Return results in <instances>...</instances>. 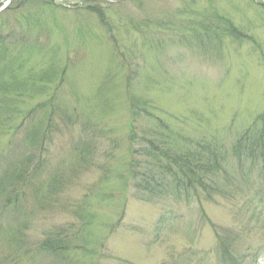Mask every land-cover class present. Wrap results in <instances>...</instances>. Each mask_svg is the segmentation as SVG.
Segmentation results:
<instances>
[{
  "label": "rangeland",
  "instance_id": "rangeland-1",
  "mask_svg": "<svg viewBox=\"0 0 264 264\" xmlns=\"http://www.w3.org/2000/svg\"><path fill=\"white\" fill-rule=\"evenodd\" d=\"M8 8L0 7V53L8 50L3 59L24 87L13 92L22 114L15 125L41 129L39 138L49 132L37 148L25 142L28 131L1 127L0 178L32 163L16 206L5 209L8 195H0V264H222L219 238L242 264H264V175L256 168L234 163L237 179L223 195L190 205L142 200L127 181L136 158L133 100L187 138H222L231 148L234 136L252 131L264 114V7L13 0ZM29 114L33 120L22 119ZM90 144L83 162L78 154ZM56 235L65 256L38 251Z\"/></svg>",
  "mask_w": 264,
  "mask_h": 264
},
{
  "label": "trees",
  "instance_id": "trees-1",
  "mask_svg": "<svg viewBox=\"0 0 264 264\" xmlns=\"http://www.w3.org/2000/svg\"><path fill=\"white\" fill-rule=\"evenodd\" d=\"M7 51L3 49L0 53V134H2V126L7 127L8 133L26 130L28 132L25 142L30 147L43 148L48 129L42 132V137L39 138L41 129H30L28 128L30 125L24 128L25 123L15 125L22 114L13 108L21 100L14 96L13 92L22 91L24 87L23 83L16 80V71L12 66L11 58L3 59ZM146 111H149L148 104L137 100L132 101L130 150L134 157L143 156L147 161H137L133 158L129 163L127 181H132L134 190L138 196L142 197V200H148L150 196L173 199L175 202H185L190 205L199 198L209 200L212 197L211 194L223 195L227 189L226 185L237 179L229 173L234 163L241 167H249L247 171L256 168L264 175V114L254 122L252 131L247 130L234 136L230 144L231 148H228L222 138L196 140L176 134L167 124H163L162 120H157ZM51 113L52 111L49 116L47 115L48 122L51 120ZM66 117L67 121H71V118ZM22 119L29 122L33 120V116L25 115ZM139 121H141V127H145L141 134H139L140 126L136 125ZM91 146L92 144L83 146L82 153L78 154L83 162H85L83 154L91 152ZM30 163L32 161L29 157L25 162L12 166L0 178V195H8L4 203L5 209L16 206L19 194L24 192L19 182L28 174ZM223 171L225 176L221 175ZM28 180H24L25 185L29 184ZM57 182L59 183L55 187L63 185L64 179L56 180L55 183ZM60 235H56L58 238H54V241L47 240L45 245L42 242L38 251L47 250L55 257L65 256L66 246H63V242L61 243L63 237ZM219 242H222L221 245L224 247L220 250L223 256L222 264H242L244 257L237 261L230 256V250L225 249L232 242L221 238Z\"/></svg>",
  "mask_w": 264,
  "mask_h": 264
},
{
  "label": "water",
  "instance_id": "water-1",
  "mask_svg": "<svg viewBox=\"0 0 264 264\" xmlns=\"http://www.w3.org/2000/svg\"><path fill=\"white\" fill-rule=\"evenodd\" d=\"M94 1L108 2L109 0H51V2L55 4V6L67 7V8L81 7V6H84L85 4H88ZM122 1H125V0H115L114 2L119 3ZM252 1L256 3L257 5L264 7V0H252ZM12 2L13 0H5V1L0 2V7L2 11H4Z\"/></svg>",
  "mask_w": 264,
  "mask_h": 264
}]
</instances>
